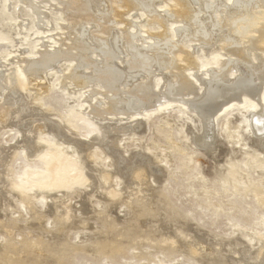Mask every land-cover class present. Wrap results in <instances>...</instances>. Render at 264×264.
<instances>
[{
  "label": "rangeland",
  "instance_id": "obj_1",
  "mask_svg": "<svg viewBox=\"0 0 264 264\" xmlns=\"http://www.w3.org/2000/svg\"><path fill=\"white\" fill-rule=\"evenodd\" d=\"M34 1L39 3L44 15L39 17L29 0H0V108L5 110L7 118H0V165L3 164L0 167V264H264V253L261 258L254 257L257 246L247 252L243 244L244 236L250 234L255 239L254 245L257 239L264 238V170L254 168L257 161L264 167V139L247 132L249 122L240 121V115L251 114L255 109L260 114L258 105L241 100L223 106L215 116L213 147L199 145L201 120L189 105L187 108L179 104L180 101L171 103L167 100V103L155 106L167 86L174 82L171 79L174 72L162 65L174 59L166 53L167 58L161 60V69L159 65L151 67L154 95L158 97L152 100L155 108L151 110L145 106L139 114L135 112L138 115L133 113L132 116L105 114L100 118L93 117L91 106L107 109V102L113 95L98 82L82 88L66 79L76 60L62 59L35 80L25 73V61L39 58L46 48L59 51L66 50L68 45L72 50L76 47L69 40L65 42L66 48L57 44L67 22L62 4L56 0ZM176 1L153 2V8L164 17L163 22L170 32L176 23L171 16L178 8ZM102 4L98 12L105 11L104 14L110 17L109 2L104 0ZM121 7L122 4L117 5L121 13L125 12L124 19L131 20L134 16L136 30L140 29L138 34L144 42H150L146 40L149 36L163 31L162 18L161 21L159 17L156 21L146 22L145 13H136L133 9L128 13L126 7ZM124 19L119 20L120 23L112 21V24L115 22L113 33L122 41L126 36L122 31ZM127 31L135 33L133 28ZM226 32L224 34L227 38L231 36L232 42L219 43L225 39L223 34L211 45H198L191 40L182 43L184 50L191 44L196 46L197 67L188 66L184 73L201 90L206 78L202 70L209 67L208 63L212 61L219 65L228 57L225 48L236 49L241 44L235 43V38H239L234 32ZM75 35L69 38L76 41ZM93 35L90 32L86 38L78 39H88L86 42L90 44ZM224 43L227 45L223 48ZM91 44L96 49L95 44ZM222 48L225 52L220 50ZM95 53H90L94 54L91 58L98 63L101 59L102 64V58ZM153 53L147 55L153 57ZM180 53L177 60L182 64L185 54ZM118 54L120 62L116 61L115 66L126 72L130 57L123 48ZM261 58L264 59V55L254 61L253 66L260 65ZM244 67L238 64L241 75L247 72L248 67ZM254 69L260 71L252 67ZM83 70L84 75H94L92 69ZM230 73V80L238 75ZM143 79L146 80V76L140 74L129 85L123 83L121 97L130 92L134 83H143ZM187 95L186 98L180 96L182 101L192 104L195 97ZM95 132L97 139L91 141ZM57 143L76 147L80 157L84 158L82 171L66 176L61 182L66 193L61 189L56 192L49 189L56 181L63 157L50 159L45 153L38 154ZM92 150L95 155L88 158ZM92 160L98 162L97 166ZM111 162L113 167L110 169L108 163ZM139 172L141 180L136 178V181L135 175ZM84 174L86 177L91 174L87 177L91 180L84 183ZM101 177L108 179L101 180ZM237 178H243V181L236 186L231 181ZM74 180L79 181L78 185ZM115 180L121 184L122 191L115 197L120 199L113 208L107 209L105 202L112 198L110 191ZM36 187L48 188V197L36 195L26 203L23 193L29 194ZM132 192L136 193L133 195ZM62 193L67 197L64 198ZM103 214L109 217L106 219ZM238 253H242L241 256Z\"/></svg>",
  "mask_w": 264,
  "mask_h": 264
},
{
  "label": "bare ground",
  "instance_id": "obj_2",
  "mask_svg": "<svg viewBox=\"0 0 264 264\" xmlns=\"http://www.w3.org/2000/svg\"><path fill=\"white\" fill-rule=\"evenodd\" d=\"M29 1L33 2V4H34L33 7H35V9H37L39 17H40V14L41 15L45 14L41 11L38 2H35L34 0H29ZM56 1H58L62 4V10L64 11L63 14L67 20L66 26L64 28L65 32L61 34L62 37L59 36V42L57 44L59 46H64L66 48L67 46L65 45V42L69 40L68 42H70V41H71V43L74 42L75 45L74 44L73 45L76 47L77 46H79V47H77L78 49L75 47V49L72 50V47H70V45H68L69 47H67L66 50L64 48H62V50H59V51H58V49H57V51L56 50L50 51V50H46L47 49L46 48L40 54L39 58H37V59L31 58L32 60L27 59L25 61L24 71H25V73H27L28 77H31L35 80L37 78L44 76L47 73V71L49 69H51L52 67H54L60 60L65 59V58L74 59L77 61V63L69 71L68 75H66V79L70 80L71 82L76 84L78 87H82V88L85 86L87 87V85L91 84L92 82H98L100 84V86H102L106 92H109L113 95L112 99H110V101L107 102V103H109L107 109L102 110L97 105L91 106L90 110L93 113V115H92L93 117L96 116V117L100 118L105 114L106 115H111V114H118V115L119 114H129L130 115L131 114V116H132L133 113L136 114L135 112H138L141 109H145L144 108L145 106H147L148 108L150 107L151 110L153 108H155L152 100H156V99H158V97L154 95L155 93H154L153 83H152L153 76L151 73V67L153 68V66L159 65L158 67L161 69L160 66L164 65V68L167 67L166 70L171 71V73L174 72V74H172L173 77L171 76V79L173 78L172 80H174V82L170 83V85L167 86L164 93L162 92L163 97L161 94V97H160L161 100L158 99L157 105H155V106H159V105H162L164 103H167L168 102L167 100H170L171 103H173V102L178 103L177 101H180L182 103H179V104H181L183 106L189 105L192 108V111L194 113H196L200 117V120H201V127H202V135L201 136L202 137L200 140H198L200 142V143H198L199 145L204 144V145L210 147L213 144V140L215 139L214 134H215V130H216L215 116L217 115L218 112H220L224 108L223 106H225L226 104L235 103V102L239 103V102H241V100L242 101L243 100L244 101L249 100L251 103L252 102L256 103L255 105H258L257 106L258 109L262 111L261 113L259 112L260 114H258V112H256V109H255V111H253L254 113L253 112L251 113L252 115L250 113L248 115L246 114L245 116L240 115V117H241L240 121H242L243 123H246V121L249 122V125L246 127V131L247 132L251 131L252 133H254L253 135L256 138H260L261 140L264 139V100H263L264 59L261 58L262 59L261 62L258 61L260 63V65L255 64V66H253L254 61H256L260 56L262 57L264 55V0H177L176 2H177L178 8H177V10L175 9V11H173V13H172L173 15H171V16H173L174 21L176 23L174 22L175 27H173V30H171V32L167 28V26H166L167 24L165 25L163 22L164 17L162 18L161 15L157 14L158 11L156 13L155 8H153V6H154L153 2L154 1L156 2V0H107L109 2L108 7L110 6L109 7L110 11L108 12V13H110V17L108 16V14H104V12H105L104 8L102 10V12L104 11L103 13H101L100 11L98 12V10H97L100 8L99 7L100 5L101 6L103 5L102 2L104 0H56ZM119 4L120 5L122 4L121 8L126 7L127 12L128 11L130 12L133 9L136 11V13H139V12L145 13L144 16H145L146 22H152L155 19H159V17H160L159 21H161V18H162V22H160V23H162V25H163V31L157 35L153 34L154 36L151 34L152 36H149V39H146L147 37L145 38L146 40H150V42H144L143 40H141L142 36H140L138 34V31H140V29L137 28L138 31L136 30V26H137L136 24L137 23L133 20L134 16L131 20L124 19L126 14H125V12L121 13L119 11V9L117 8V5H119ZM135 11H134V13H135ZM165 13H167V12H165ZM122 19H124L126 21L125 27L122 30L126 35V36H124L125 37L124 41H122L118 37L119 35L117 36L113 33L115 29H114V27H112L115 24V22L112 24L113 20H115V21L118 20V22L120 23V21H122ZM171 19H172V17H171ZM92 23L94 25H92ZM64 24H65V22H64ZM76 25H77V28L75 27ZM85 26H87L89 28H86ZM93 27L94 28L98 27V28L96 30ZM115 27H117V26L115 25ZM130 28H133V30L135 32L134 34L133 33L130 34L129 31L126 32V30L130 29ZM88 29L90 32L97 35V37H94L95 35L92 36L93 42H91L92 44L93 43L95 44L96 49H93L92 46H90L91 43L88 44V42H86L88 39L84 40V41L81 40V38L78 39V37H82V38L85 37L86 38L87 34H90ZM226 31L227 32L228 31L234 32L236 34V36L239 38V40L238 39L236 40V38H235V43H236V41H238V42H241V44H239L236 47V49L225 48L224 50H226V54L228 56V57L226 56L227 58H224L219 65H217L215 62L211 61L208 63L209 67L207 69L202 70V71H205V75H206L205 82H204L205 84L204 85L201 84V86L203 85V88H204L203 89L204 91H203V90L199 89V85L197 83H192L184 73V70L185 69L187 70L188 66L189 67L190 66L191 67H197V61H195V55H196L195 47L196 46L194 44L193 45L191 44V46L189 47L188 50H184L185 48L182 46V43L185 40H191L192 41L191 43H197L198 45L199 44L211 45L210 43L215 41V40H217V42H218L220 35H223ZM146 32H147V30H146ZM63 34L65 36H63ZM75 34L77 35V37ZM70 35H75L76 41H72L73 39L71 40L69 38ZM224 35H225L224 41H220L219 43H221V42L227 43V41L231 37L230 36L229 38H227L226 34H224ZM233 37H235V36H233ZM142 39H144V38L142 37ZM141 41H143V42H141ZM232 41H233V39H232ZM232 41L229 40V42H232ZM226 43L223 44V48H224ZM145 45H146V47H144ZM215 45H217V44H215ZM229 45H230V43H229ZM74 46H73V48H74ZM234 46H236V45L234 44ZM44 47H46V46H44ZM44 47H43V49H44ZM200 47H202V46H200ZM209 47H211V46H209ZM226 47H228V46H226ZM122 48L126 50V53L130 57V60L128 58L129 62H127L128 66L126 65L127 67H125L128 69V70L125 69L126 72L121 71L119 69V67L117 68V66H115L116 61L120 62V59L118 57V55L120 56V54H118V53H120ZM223 48L220 50H223ZM93 52H96L97 55H99L100 58H102V61H103L102 64H100L101 59L99 60V63H98L95 61V58H93L94 60L91 58L90 55H92V54H90V53H93ZM151 52L152 53L154 52L153 57H149L147 55V53H149V55H151L150 54ZM180 52L185 54V57L183 58L184 63H182V64H181V62H179L177 60L179 58L178 56H179ZM168 53L170 54V56L173 55L174 59H172V56H171L172 60H169V61L163 60V61H165V63L162 61L163 64L161 65L162 58L166 57L168 55ZM164 54H166V56H164ZM225 55L223 54L224 57H225ZM170 56H169V58H170ZM125 58H126V56H125ZM234 58L236 59L235 61L231 60ZM96 60H98V59H96ZM123 63H125V61ZM239 63H241V65H244L246 68L248 67L246 70L247 72L245 71L246 73H244L243 75H241L242 69L241 70L238 69ZM241 67H243V66H241ZM252 67L260 69V71H258L256 69L252 70ZM164 68L162 70H165ZM83 69H87V70L92 69V71L94 72V75L88 76L87 73H86L87 76H86V74L84 75L82 72ZM230 71L235 72L234 74H238V75L234 76L233 78H231V80L228 79ZM201 73L203 74V72H201ZM140 74L145 75L146 80H144L145 79V77H144L143 83H139V84L134 83L133 88L131 90L129 89L130 92L127 91V94L124 98L121 97V94L124 93V92L121 93V91L123 90L121 88L122 84L124 83L126 86L129 85L130 83L135 81L136 76L137 75L139 76ZM230 75H231V73H230ZM231 76H233V75H231ZM172 80H171V82H172ZM229 83H231V84L228 85ZM224 84H226L225 85L226 88L222 89L221 88L222 85H223V87H225ZM44 87L45 86H43L42 88H44ZM1 92H2V85L0 84V94H1ZM186 93L190 94V96L192 94L193 98L195 97L194 100H192L193 101L192 104L190 102H185V100L182 101L180 96H185V95H187ZM187 96H185L184 98H186ZM155 97H157V98H155ZM170 97L173 98L174 101L169 99ZM178 97H180L181 100H178ZM161 101H164V102L161 103ZM165 101H167V102H165ZM186 101H188V100H186ZM244 105H245V103H244ZM187 108H188V106H187ZM190 111H191V109H190ZM140 113H142V111ZM138 114H139V112H138ZM138 114H136V115H138ZM0 118L7 119L5 110L2 111L1 108H0ZM94 135H95V138L94 137L90 138L91 141L97 139L96 137L98 136V134L95 132ZM30 138L32 139V137H30ZM263 143H261V144H263ZM59 144L57 143L52 148L47 147L48 149L44 148L45 145H43L44 146L43 148L45 150L43 149L44 151L43 150L38 151V154H44L45 153V154H47V157H49L50 159H60L63 157L64 162L62 163V166L59 168V171L56 174V181L53 183L52 187L49 189L52 192L55 190L61 189L66 193L67 190L65 188L61 187V182L65 179L66 176L71 177L72 174H75V173L82 171V167H83L82 166V158L83 157L82 158L80 157V155H79L80 153L78 152L76 147H73V146L66 147L65 144L64 145H59ZM27 145H29V143ZM211 147H213V146H211ZM261 149H263V148H261ZM93 150L91 152L92 154H90L88 156V158H91L95 155ZM261 158H263V157H261ZM92 162L97 166V163H98L97 161L92 160ZM2 165L3 164H1L0 167H2ZM85 165H87V164H85ZM108 167L111 169L113 167V163L112 162L108 163ZM254 168H257L258 170H264L263 165L261 166V164H259L258 161L256 162V167H254ZM100 172H101V170H100ZM141 172L136 173L135 180H136V178H137V180L138 179L141 180L139 178V177H141ZM85 175L86 174H84L82 176V181H84V183L87 180H89L88 178H90L89 175H91V174H89V175L87 174L88 178ZM104 176H106V175H104ZM111 178H113V177H111ZM107 179L108 178H105V177H103V179H102V177H101V180L107 181ZM109 180H110V178H109ZM241 181H243V178H240V179L237 178L236 180L232 179L231 183H236V186H237V184L242 183ZM78 182L79 181L74 180V184L78 185ZM118 182L116 181L114 183V186L112 187V189L110 191V196L112 198H108V200H106V202H105L107 209L112 207L114 203L116 204V202L120 199V198H115L122 191L120 189L121 184H119ZM88 183H90V182H88ZM88 185H90V184H88ZM48 193H49L48 188L39 189L36 187V188H34V190L30 191L29 194L23 193L24 194L23 197L25 198L26 203H29V199L36 196V195H43L44 198H47ZM65 193L64 194L62 193L63 196L66 195ZM135 193H133V195ZM54 195L55 194H53V196ZM66 197L67 196H65L64 198H66ZM138 198H135V199H138ZM139 201H140V199H139ZM135 202L136 201H134V203ZM138 202L136 204H138ZM130 204H131V202H130ZM105 214H103V215H105ZM133 216H134V214H133ZM108 217H109L108 215L107 216L105 215L106 219ZM177 217H180V216H177ZM133 219H135V217ZM137 220H138V217H137ZM189 224H187V225H189ZM184 226H185V224H184ZM182 228H184V227H182ZM190 231H192V230H190ZM188 235L189 234H187V236ZM187 236H182V237H187ZM145 237H147V235ZM244 237H245L244 240H246V241H243V244H244L247 252L252 247L257 246V248H256L257 251L254 253L255 254L254 257L256 256V258H261L262 254L264 253V238L263 239H257L256 245H254L255 239L252 236V234L244 236ZM180 238H181V236H180ZM203 238L204 237H202V239ZM198 239H200V238L198 237ZM182 240H184V239H182ZM204 241L205 240H203L202 242H204ZM63 242H64V240H63ZM190 243H192V242H190ZM176 245H177V243H176ZM61 246H65V245H61ZM181 246H183V245H181ZM197 246L198 245H196V247ZM31 247H33V244ZM54 248H56V247H54ZM62 249H64V248H62ZM210 252H211V250H210ZM31 253H32V251H31ZM33 253H35V252H33ZM201 254H202V252H201ZM240 254H242V253H240ZM240 254H239V256H241ZM54 255H56V254H54ZM212 255H214V254H212ZM195 257H197V256H195ZM208 257H209V255H208ZM209 259H211V258H209ZM211 261H214V260H211ZM245 262H247V261H245ZM245 262H243V263H245Z\"/></svg>",
  "mask_w": 264,
  "mask_h": 264
}]
</instances>
